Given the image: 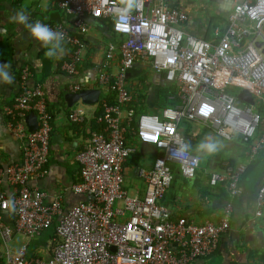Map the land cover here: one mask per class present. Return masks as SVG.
Instances as JSON below:
<instances>
[{"label":"built area","instance_id":"built-area-1","mask_svg":"<svg viewBox=\"0 0 264 264\" xmlns=\"http://www.w3.org/2000/svg\"><path fill=\"white\" fill-rule=\"evenodd\" d=\"M81 34H86L85 17L106 19L112 24L120 44L109 45L99 84L116 95L115 103L105 102L97 123L103 128L92 132L77 155L81 166L80 182L74 193L86 197L65 211L63 200L48 202V196L31 188V181L44 178L49 166L53 113L43 85L29 84L31 72L21 74V93L14 107L8 108L12 133L24 140L23 163L0 168L16 188L11 198L0 193V240L6 246L13 236L39 238L56 223L57 246L50 260L27 258L28 245L18 253L2 250L5 264H191L216 253L222 235L230 227L232 200L224 207L220 223L209 220L197 225L186 218L174 219L160 203L172 181V166L178 174L194 179L201 157L187 152L176 154L185 140L178 127L185 120L212 129L218 136L233 141L242 135L255 156L264 149V116L251 105L240 106L232 89L247 90L264 100V56L256 44H264V0H244L234 5L223 34L216 33V44L194 38L181 28L188 16L168 9L163 0H52ZM67 32V42L76 47L63 69L69 76L79 75L83 42L65 25H49ZM251 38V39H250ZM250 39V40H249ZM264 49V48H263ZM262 49V50H263ZM149 62L155 73L178 87V103L158 115H135L130 105L134 96L127 88V74L138 61ZM117 62L118 72H108ZM108 68V69H107ZM79 83L70 92L80 93ZM124 107H127L124 109ZM36 113L38 128L30 131L25 117ZM76 124L86 122V113L70 115ZM137 144L153 146L159 156L151 169H139L144 184L142 197L128 196L124 189V164L137 150ZM246 168L225 164L214 173L210 185L227 183L231 199L242 194L241 177ZM257 215L264 209V185L257 193ZM14 211L13 227L2 223L1 214ZM113 248V250H112Z\"/></svg>","mask_w":264,"mask_h":264},{"label":"crops","instance_id":"crops-1","mask_svg":"<svg viewBox=\"0 0 264 264\" xmlns=\"http://www.w3.org/2000/svg\"><path fill=\"white\" fill-rule=\"evenodd\" d=\"M163 1L168 9L178 10L188 16L187 23L181 28L184 33L216 44L215 34L225 32L234 5L244 0ZM25 5L30 21L39 20L54 26L65 25L72 35H77L83 42L82 58L78 65L79 75L69 76L63 69V65L72 59L76 47L66 43L67 54L63 58L48 59L44 55L46 49L30 37L28 30L23 25L10 21L15 11ZM85 21L88 29L86 34H81L74 25L72 17L67 16L55 1L0 0V63L10 62L14 76L12 84L0 83V168L23 163L24 140L15 136L9 129L8 108L14 107L15 100L21 93L22 71L29 69L31 72L29 84L43 85L49 109L53 113V132L50 162L46 167L47 174L44 178L31 181L30 185L32 189L44 192L48 196V202L61 198L65 211L86 201L85 196L73 191V185L80 182L81 166L77 155L84 149L89 135L97 132L95 130L99 126L97 118L103 113V104L116 102V95L99 84V76L103 65L107 63L106 54L109 45L118 46L123 39L114 33L112 24L106 19L86 15ZM108 68L109 74L115 76L118 72L117 62L110 63ZM72 82L79 83L82 91L100 90L99 102L86 104L81 100L74 107H69L65 95L70 92ZM170 85L173 84L166 82L162 74L155 73L149 62L138 61L135 68L127 74V88L134 96V101L130 105L134 114H160L162 109L168 107L170 101H173V97L170 99L169 96L167 102H162L163 107L160 106L161 94L164 90H171ZM253 98L254 110L264 114V100L258 97ZM241 103L243 106L249 105L242 101ZM78 109L86 113L84 124H76L70 118V115ZM36 120L35 112H27L25 121L29 129V123H35ZM193 124L183 120L178 130L183 139L191 145V153L203 155L205 152L196 151V146L201 140L207 135L214 138L221 137L207 126ZM198 127L203 129L202 133L199 132ZM57 136L61 138L54 141ZM129 142L136 143L133 138L129 139ZM136 146L137 150L124 164V189L128 192L126 184L130 180L131 187L135 191L132 196L142 197L144 184L137 176L139 169L134 164L135 158L141 152L154 155L156 160L159 152L153 146L137 143ZM250 146L251 144H245L243 139L237 136L229 142L227 153L223 152V155L228 154V157L214 158L212 162H208L206 167L198 169L194 179L181 177L176 166H172V181L160 203L172 212L175 220L183 217L197 225L206 220L218 224L222 219L227 202L232 200L233 204L230 227L222 235L216 253L191 264H264V209L262 215L258 216L256 199L259 188L264 185V149L255 156H251ZM230 161H233L235 166L243 165L246 168L240 182L242 194L233 199H231L226 183L223 182L217 186L210 185L212 174L222 173L224 165ZM154 162L148 169H151ZM0 193L11 198L16 194V188L4 178L0 182ZM13 213L14 211L9 209L1 214L4 226L13 227L15 219ZM48 234L45 232L41 237L29 243L25 237L15 235L6 246L1 240L0 244L3 251L7 249L13 254L18 253L26 244L28 245L27 258L50 260L55 246L51 247ZM54 242L56 243V240ZM0 264H5V261L0 260Z\"/></svg>","mask_w":264,"mask_h":264},{"label":"clouds","instance_id":"clouds-1","mask_svg":"<svg viewBox=\"0 0 264 264\" xmlns=\"http://www.w3.org/2000/svg\"><path fill=\"white\" fill-rule=\"evenodd\" d=\"M132 0H129L131 6ZM26 5L22 6L19 10L10 17V21L16 24L23 25L32 39L39 42L41 46L46 49L44 55L48 59L59 60L67 54L65 47L67 42V32L59 28L53 29L46 23L39 20L34 22L30 21L29 15L26 12ZM6 31V30H4ZM14 76L11 72V63H0V83L12 84ZM223 147L222 143L211 135H207L196 146V151L205 153H215ZM191 148L188 143H181L177 149L176 154L179 156L187 153Z\"/></svg>","mask_w":264,"mask_h":264},{"label":"rangeland","instance_id":"rangeland-1","mask_svg":"<svg viewBox=\"0 0 264 264\" xmlns=\"http://www.w3.org/2000/svg\"><path fill=\"white\" fill-rule=\"evenodd\" d=\"M190 1H192V0H190ZM194 1L198 2V0H194ZM263 35H264V29H263ZM259 42L262 43L261 40H259ZM240 91H241L240 89H234L233 94L236 95ZM174 95H175V93H173L172 90H169L168 92L162 93L161 94V97H160V100H161L160 106L163 105L162 102H167L168 101V97L169 96H170V99H171L172 97H174ZM172 102H174V101H170V103H172ZM240 106H243V104L240 103ZM196 124L197 123H194L193 125H196ZM198 128H199V132L202 133L203 132V129H201L200 127H198ZM216 139L219 140L222 143L223 147L220 149L219 153H217V152H215L213 154L204 153L203 155H199L198 154L202 158V161L200 163V169L206 167V165L208 164V162H212V160L214 158H226V157H228V154L227 155H223V152L227 153V150L226 149H227V146H228V144H229L230 141L228 142L227 140H224V139L218 138V137ZM154 161H155L154 155H152L150 153L142 154L141 152H139L138 155L135 158L134 164L136 165L137 169H148V167ZM173 174H174V172H173ZM131 186H132V183L130 182V180H128L127 181V184H126V188L128 190V192H127L128 196H132L133 193H135V191L132 189ZM49 235H52V234H48L47 236H49ZM50 244H51V247H53V245L54 246H57V244L53 243L52 240L50 241Z\"/></svg>","mask_w":264,"mask_h":264},{"label":"water","instance_id":"water-1","mask_svg":"<svg viewBox=\"0 0 264 264\" xmlns=\"http://www.w3.org/2000/svg\"><path fill=\"white\" fill-rule=\"evenodd\" d=\"M256 47L258 50H260L264 56V44L262 43H257ZM263 49V50H262ZM101 91L100 90H85L81 91L80 93H74V92H69L65 95L66 102L69 107H74L78 102L81 100L86 103V104H96L99 102ZM237 97L240 101L245 102L251 106L255 105V101L253 96L247 91L243 90L240 91L237 94ZM30 131H35L38 127V122L36 120L35 123H29ZM61 136H57L54 138V141H58ZM239 138L243 139L242 135H239ZM113 250V248H112Z\"/></svg>","mask_w":264,"mask_h":264},{"label":"trees","instance_id":"trees-1","mask_svg":"<svg viewBox=\"0 0 264 264\" xmlns=\"http://www.w3.org/2000/svg\"><path fill=\"white\" fill-rule=\"evenodd\" d=\"M169 88L173 91V93H175V95H174V99H173V101L174 102H172V103H169L167 106L168 107H165V108H170V107H174L176 104H177V102H178V98H177V90H178V87L176 86V85H170L169 86ZM167 90V89H166ZM233 91H234V89H232V90H229V92H231V93H233ZM165 92H168V91H165L164 90V92L163 93H165ZM238 102L239 103H241V101L240 100H238ZM101 112H102V110H101ZM263 116H264V114H262ZM183 122V121H182ZM185 124V123H184ZM187 124V123H186ZM187 125H189V124H187ZM190 126V125H189ZM188 126V128H187V130L189 131V129H190V127ZM102 126L101 125H99L95 130H97V131H101L102 130ZM179 128V127H178ZM185 140V139H184ZM185 143H188V142H186L185 141ZM189 144V143H188ZM189 152H191L190 150H189ZM228 164H230L232 167H235V164L233 163V161H230ZM243 176V175H242ZM241 181H242V177H241ZM226 185H227V183H226ZM228 188V187H227ZM46 233H49V234H52V235H50L49 237H48V239L49 240H52V241H54V240H56L57 241V235H56V223L54 224V226L50 229V230H48ZM55 243V242H54ZM56 244V243H55ZM56 247V246H55Z\"/></svg>","mask_w":264,"mask_h":264}]
</instances>
